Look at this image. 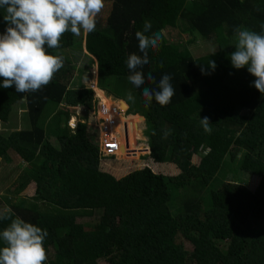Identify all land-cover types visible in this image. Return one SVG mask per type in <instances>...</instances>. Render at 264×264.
Returning a JSON list of instances; mask_svg holds the SVG:
<instances>
[{
    "label": "trees",
    "instance_id": "obj_1",
    "mask_svg": "<svg viewBox=\"0 0 264 264\" xmlns=\"http://www.w3.org/2000/svg\"><path fill=\"white\" fill-rule=\"evenodd\" d=\"M107 1L110 8L104 28L85 34V51L95 59L101 82L122 79L125 92H115V97L130 103L131 114L144 117L152 161L175 164L180 173L168 176L145 167L116 179L102 169L104 157L88 133L87 119L77 118L74 129L68 125L76 107L92 109L93 93L82 80L77 88L65 82L70 80L66 74L74 70L64 55L73 46L74 35L66 32L58 49H48L49 54L63 57V67L47 86L28 93L0 87V123L10 129L0 132V159L11 165V156L17 155L24 164L19 177L29 179L21 188L34 185L31 200L8 208L25 222L47 230L44 247L47 251L54 245L56 251L44 264H96L99 260L186 264L188 259L197 264H264V95L253 86L255 77L247 67L237 70L230 60L235 28L262 31L264 0ZM4 15L5 9L0 8V34L8 26ZM145 21L152 25L149 35L180 28L194 39L215 45L216 52L194 57L187 45L170 42L164 34L159 49L148 50L149 63L139 69L145 84L137 89L128 81L125 61L129 54L142 55L135 33L143 30ZM209 61H215V70ZM148 73L157 83L164 74L172 77L175 95L168 105L153 101L145 106L143 87L156 88L147 81ZM126 90L135 96L134 103L127 99ZM17 104L25 111V126L20 130L9 125L19 120ZM204 117L211 123L210 134L201 126ZM124 118H110L117 119L110 128L115 133L112 137L119 136L122 157L126 153L123 140L134 122L133 116ZM165 132L169 133L166 139ZM231 147L242 153L239 170L258 180L254 191L225 183L219 192H210L207 204L199 197L181 198L188 189L185 180L190 178L205 191ZM192 156L198 158L194 165ZM32 205L41 206L42 211L28 209ZM78 209L99 215L92 230H85L70 213ZM250 220L260 225L256 233L250 232ZM9 223L0 220V231Z\"/></svg>",
    "mask_w": 264,
    "mask_h": 264
},
{
    "label": "clouds",
    "instance_id": "obj_2",
    "mask_svg": "<svg viewBox=\"0 0 264 264\" xmlns=\"http://www.w3.org/2000/svg\"><path fill=\"white\" fill-rule=\"evenodd\" d=\"M104 6V0H0V8L6 11L3 19L8 25L0 34V78H3L0 87H14L15 92L28 93L47 86L63 67V57L49 54L48 49H58L66 32L75 36H80L81 32H94L96 18ZM151 27V22L145 21L143 30L135 33L142 55L129 54L125 61L130 72L128 81L137 89L145 84V75L139 69L149 63L148 50L159 49L164 38L163 30L149 35ZM261 29L258 33L247 28H235V51L230 54V60L237 70L247 67L248 73L255 77L253 86L264 95V24H261ZM208 66L215 70V61H209ZM201 72L204 74L205 70L202 68ZM146 79L156 84V88L143 87L145 106H150L153 101L161 106L168 105L175 95L172 77L164 74L157 83L155 77L148 73ZM127 99L135 102L131 92ZM114 101H123L129 108L123 99ZM132 115L144 118L139 114ZM71 118L76 123L79 116L75 114ZM200 123L210 134L209 119L204 117ZM168 135L165 132L164 138ZM0 220L10 221L0 231V241L4 245L0 247V264H44L47 260L44 247L47 230L25 222L8 207L0 210Z\"/></svg>",
    "mask_w": 264,
    "mask_h": 264
},
{
    "label": "rangeland",
    "instance_id": "obj_3",
    "mask_svg": "<svg viewBox=\"0 0 264 264\" xmlns=\"http://www.w3.org/2000/svg\"><path fill=\"white\" fill-rule=\"evenodd\" d=\"M104 8L102 9L101 13L98 14L96 18V27L99 29L104 28L106 16L109 11L110 4L107 0H104ZM180 29V28H179ZM179 29H169L164 31V34L168 37V41H179L185 45H187L188 49L192 53L194 57L201 56L208 51H212L215 49V45L211 46L209 43L205 42L202 39H194L189 34L183 33ZM84 40H85V33L81 32L80 36L74 35V42L73 46L69 49L64 51V55L70 60L71 66L73 67V71H69L66 76L70 80H65L68 82L67 85L71 88H77L80 85V80L86 88L91 87L93 90H96L100 94H106V96L110 99L117 100L115 96V92L117 94H122L125 92L122 89L121 81L122 79L112 78L106 81L101 82L98 78L97 74V66L96 61L93 57L89 56L84 48ZM73 79V80H72ZM72 81V82H70ZM101 84V85H100ZM91 90V89H90ZM92 91V90H91ZM93 92V91H92ZM127 94V90L126 93ZM94 96V93H93ZM119 96V95H118ZM128 101V100H127ZM21 104V103H20ZM17 104L15 106L16 116L19 119V123L23 124L20 126L21 128L25 126L24 123V114L25 111L19 108L24 106ZM129 106L130 103L128 102ZM118 105L124 111V116H133L134 122L130 126V135L125 137L123 140V145H125L126 149L134 150L135 152L133 155L128 154L122 157L120 162L114 161L113 159L103 158L101 161V166L104 170L115 176L116 179H120L126 174L138 170L143 169L145 167L150 168L152 171L155 172H164L168 176H176L180 173V170L177 168L175 164H170L168 162L162 164H156L152 161L149 157L150 149L147 145L149 132L145 127V119L143 122L140 120L138 115H132V108H126L123 104L118 103ZM117 107V105H114ZM77 110H75L76 113ZM14 114V113H13ZM88 116V115H87ZM129 120V119H128ZM88 123V133L92 136L93 142L97 143L96 139L100 137V129L98 128V124H96V118L94 117V122L92 124L91 119L87 118ZM70 129H74L75 125H69ZM74 127V128H73ZM10 129L5 127L3 123H0V132L6 133ZM16 130V129H15ZM118 137V136H117ZM119 138V137H118ZM53 144L56 142L53 138H50ZM146 153V154H145ZM132 156L137 157L132 158ZM15 157V154H13ZM242 157V153L238 150L237 147H231L228 151L226 157L224 158L223 164L218 171L217 175L213 178V180L205 187V191H200V186L195 180V178H190L189 180H185L189 182L188 189L184 190L180 197L183 198L184 196L187 197H194V198H202L204 203L207 204L209 197H211L210 192H219L225 183H233V184H240L244 189L249 191H254L258 184V180L253 176L246 174L239 170V162ZM191 163L194 165L198 161V158L195 156L191 157ZM2 161V159H0ZM20 164V162H19ZM2 165V164H1ZM0 165V193L4 195L14 198L16 201L20 202V197H13L12 194H22L21 197L25 199V197H31L34 192V185L31 184L27 188V186L23 189L25 185V181H29V179L22 180L19 176L23 173L19 171V173L9 172L7 169H12L8 167H4ZM4 167V168H3ZM11 167V166H10ZM29 184V183H28ZM22 189V190H20ZM207 201V202H206ZM16 203L15 206H19V203ZM15 202H12V204ZM21 204L20 206H22ZM9 206V204L3 205L0 198V210H3L5 207ZM32 207V208H31ZM30 210H38L42 211V208L38 206H31ZM180 210V209H179ZM74 213L77 216V222L81 223L85 230H92L94 225L98 222L99 215L92 210H80L78 209L77 212H70ZM248 227L250 228V232L256 233L259 229L260 225L258 222L250 220L248 223ZM56 248L53 245L52 247H48L46 251L47 260H52L54 258ZM96 264H105L104 261L99 260ZM186 264H197L193 260L188 259Z\"/></svg>",
    "mask_w": 264,
    "mask_h": 264
},
{
    "label": "built area",
    "instance_id": "obj_4",
    "mask_svg": "<svg viewBox=\"0 0 264 264\" xmlns=\"http://www.w3.org/2000/svg\"><path fill=\"white\" fill-rule=\"evenodd\" d=\"M89 89H91L94 93L92 100L93 107L88 112H86L81 107H76L75 108V110H77L76 115L79 117H84L86 119L87 118L91 119L92 124L94 122V117H95L96 124H98V128L100 129V137L99 139H96L100 156L113 160H121L122 159L121 144L117 140L119 139L118 138L119 136L112 137L115 133L110 128V126L116 125L117 119L111 120L110 118L113 115H119L120 117H124V111L121 109V107L118 105L116 101L108 98L106 94H100L96 90H93L91 87H89ZM110 105L113 106L117 105V107L109 108ZM121 122H122V127L120 132L122 134V130L125 126L123 125L124 121ZM70 124L73 126L75 125L73 118H71L70 121L68 122V125ZM125 152L126 153H124V155L125 154L133 155L135 151L130 150L128 148L125 150Z\"/></svg>",
    "mask_w": 264,
    "mask_h": 264
},
{
    "label": "crops",
    "instance_id": "obj_5",
    "mask_svg": "<svg viewBox=\"0 0 264 264\" xmlns=\"http://www.w3.org/2000/svg\"><path fill=\"white\" fill-rule=\"evenodd\" d=\"M13 129H16V130H20L21 129V127L20 126H22L23 124H21V123H19V120L17 121V122H14V121H10V124H9ZM11 159H12V162H13V164H11V165H5V162H3V161H0V165L2 164L4 167H8V168H12V169H7L9 172H11L12 170H13V172H15V173H19V171H22L23 169H24V164H22L21 163V161L19 160V158L17 157V155H15V157H13V155L11 156ZM122 160V159H121ZM121 160H114V161H118V162H120ZM19 162H20V164H19ZM7 163V162H6ZM100 164H101V161H100ZM2 165H1V168H2ZM11 166V167H10ZM101 166H103V165H101ZM3 167V168H4ZM103 169V168H102ZM115 177V176H114ZM32 186H33V184H31ZM29 187V184H28V186H27V188ZM21 195L22 194H12L11 196H13V197H20L19 199H21L20 200V202H18V201H16L14 198H11V197H8V196H6V195H4L3 193H0V198H1V202H2V204L3 205H5L6 203L7 204H9V206H7V207H10V206H15L16 205V203L18 202L20 205L21 204H25V202H27V201H29V200H31L30 198L32 197H25V199L26 200H24V198L23 197H21ZM12 202H15V203H13L12 204ZM38 204H40V203H38ZM19 205V206H20ZM33 207L34 206H38L39 208H42L41 206H39V205H32ZM32 208V207H31Z\"/></svg>",
    "mask_w": 264,
    "mask_h": 264
},
{
    "label": "water",
    "instance_id": "obj_6",
    "mask_svg": "<svg viewBox=\"0 0 264 264\" xmlns=\"http://www.w3.org/2000/svg\"><path fill=\"white\" fill-rule=\"evenodd\" d=\"M119 103L123 104L127 108V105L123 101H119ZM140 118H142V117H140ZM142 119L144 120V118H142ZM126 138H127V136H126Z\"/></svg>",
    "mask_w": 264,
    "mask_h": 264
}]
</instances>
